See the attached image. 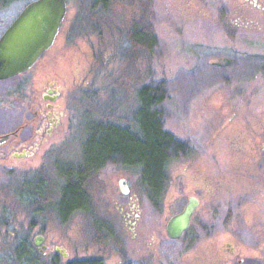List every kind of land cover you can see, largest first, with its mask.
<instances>
[{
  "label": "rangeland",
  "instance_id": "obj_1",
  "mask_svg": "<svg viewBox=\"0 0 264 264\" xmlns=\"http://www.w3.org/2000/svg\"><path fill=\"white\" fill-rule=\"evenodd\" d=\"M29 1L0 0V28ZM68 2L53 51L31 76L45 78L54 66L62 88L65 115L56 137L62 146L43 175L52 173L58 191L55 165L66 172L79 161L88 139L105 137L102 122L132 127L138 91L147 86L158 93L154 108L172 135L167 182L153 202L141 167L114 153L86 185L93 214L67 216L57 203H48L50 211L39 202L36 214L45 218L32 220L17 193L31 186L25 179L41 174L24 168L36 160L14 159L17 170H0V264H18L12 252L23 229L32 245L41 231L64 247L66 257L56 256L61 264H137V258L143 264H264V0ZM138 27L149 30L151 46L130 40ZM2 86L5 94L7 83ZM192 194L199 203L188 232L172 239L168 219ZM26 211L35 213L32 206ZM124 212L140 213L133 227L142 230L139 237L132 236ZM119 239L125 242L117 246Z\"/></svg>",
  "mask_w": 264,
  "mask_h": 264
},
{
  "label": "flooded vegetation",
  "instance_id": "obj_2",
  "mask_svg": "<svg viewBox=\"0 0 264 264\" xmlns=\"http://www.w3.org/2000/svg\"><path fill=\"white\" fill-rule=\"evenodd\" d=\"M24 6L11 22L6 24L4 27L0 28V38L12 26L15 19L19 16L21 11L23 10ZM63 21L61 25L63 24ZM57 36L58 34L56 35L54 42L51 44V46L48 47L46 50H44L37 58V60L31 66H29V68L12 76L0 78V170H4V171L17 170L18 166L11 165V161L14 159H16L17 161L18 160L21 161L24 159L28 161H34V160L39 161V163L37 164L35 161L34 165H30L31 162H29V166L24 168H26V171L33 169L34 170L33 172L39 173L41 175L36 180H35V176L31 181L25 179L24 180L25 184L31 186L28 187L27 190L25 191L20 190L19 193H17V195L20 198V202L22 206L25 207L24 208L25 215L30 217L32 220L44 219L43 216L45 214H42V218L38 217L36 214L37 213L36 206L39 202H44L48 204L57 201L58 199L60 201L62 197L61 196L62 192L59 195L58 191H59V187L62 188L63 185L61 180L66 179V173H67V172L58 171V166L57 164L55 165L56 171L53 177L58 175L61 181V183L58 184V191H55L57 187L55 188L53 187L54 185L51 184L50 180L52 173L51 174L48 173L49 176L47 177L45 176L46 173L43 175V171L45 170V168L46 171L48 168L47 167L48 159L52 158L57 153L59 148L62 146L61 143L62 141L57 142L56 140L57 135L60 134L61 132L60 130L62 129L61 127L63 125V118L65 115L63 109L60 108L61 105L59 104L62 94V88H57L56 85L57 70H55L54 66L51 67V72L49 73V75H53L52 77L49 75L45 78L43 75H41L40 78L31 77L34 71H36L41 60L48 57L53 51L54 44L57 40ZM38 78L40 80L41 78H43V80L39 82ZM12 81L13 83H11ZM4 83H7V88H5L6 93L2 94L1 89H3L2 84ZM29 86L31 90L28 91L26 95V91ZM18 95L20 96L17 97ZM54 167H52V169L50 170L53 171ZM99 170H101V168ZM121 189L123 190L122 187ZM190 196H196V195L192 194ZM242 197L241 200L243 202L244 199ZM128 204H130L129 206L132 205L131 202H129ZM28 206H32L35 209V213L33 215H30L26 211V208ZM120 208L123 209V206H121ZM140 211L141 210L139 209V212ZM139 214L138 213L131 214L130 212H124L121 215L127 218V223L129 224V228H130L129 230L131 231L133 237L134 234H136L137 232L139 237L142 231V230L137 231L133 228L134 226L136 227L138 223L137 218ZM85 218L88 219L87 215L85 216ZM191 222H192V218H191ZM189 227L186 230H184L182 235L188 232ZM2 230H3V226L0 224V235ZM22 231H23L22 237L26 238L27 235H29V229L26 230L23 229ZM38 232L36 233L35 236H37L38 234L43 235L44 238L42 242L43 244L47 245L46 247L43 248L44 253L41 252L42 254H45L46 251L49 252L48 255L49 254L52 255L54 251V253H58L62 255L60 251L56 250V247L59 245H56V243H53L52 241L50 242V240L43 233H38ZM178 238H172V239H178ZM124 242L125 241L122 239L116 241V243H118L117 246L124 244ZM33 243H34V239H33ZM33 245L35 248H37L35 243ZM234 252H235L234 250H231L232 254H234ZM142 259L143 258L140 259L137 258V264H143L142 261L144 260Z\"/></svg>",
  "mask_w": 264,
  "mask_h": 264
},
{
  "label": "trees",
  "instance_id": "obj_3",
  "mask_svg": "<svg viewBox=\"0 0 264 264\" xmlns=\"http://www.w3.org/2000/svg\"><path fill=\"white\" fill-rule=\"evenodd\" d=\"M104 2V1H103ZM130 40L139 46H151L153 38L149 30H132ZM156 91H150L143 86L138 91L139 107L135 113L136 122L130 120L132 127L122 126L116 123H101L89 128L91 135L97 134L96 128L100 126L99 132L105 135L95 141L88 139L84 146L81 159L71 164L66 172V179L62 180V188L59 187V195L62 197L57 203L59 211L70 212L81 210L83 213L93 214L88 204L86 185L91 182L94 173L103 166L106 158L112 154H119L127 165H139L141 167V183L147 190L148 195L157 202L167 182V164L170 159L168 154L171 133L164 129L163 123L155 111V104L159 101ZM135 124V125H134ZM109 140V142H107ZM107 142V143H106ZM48 209L52 211L50 204ZM45 208L44 206H42ZM43 218H45L43 216ZM96 224H99L96 222ZM18 264H29L41 262L42 264H61L55 253L46 258L44 254L34 249L28 237L21 240L13 250ZM69 264H97L96 261H70Z\"/></svg>",
  "mask_w": 264,
  "mask_h": 264
},
{
  "label": "water",
  "instance_id": "obj_4",
  "mask_svg": "<svg viewBox=\"0 0 264 264\" xmlns=\"http://www.w3.org/2000/svg\"><path fill=\"white\" fill-rule=\"evenodd\" d=\"M68 0H31L12 26L0 38V78H5L29 68L54 42L62 21L68 11ZM124 192H127L123 188ZM199 203L196 196H190L184 208L172 215L166 225L167 234L178 238L186 230L193 212ZM43 235L38 234L34 243L43 252ZM63 256L64 247L57 246Z\"/></svg>",
  "mask_w": 264,
  "mask_h": 264
}]
</instances>
